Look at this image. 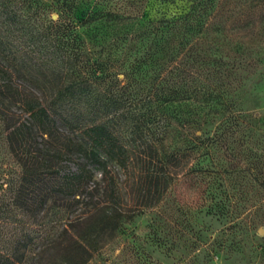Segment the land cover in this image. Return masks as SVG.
I'll list each match as a JSON object with an SVG mask.
<instances>
[{"label": "trees", "instance_id": "trees-1", "mask_svg": "<svg viewBox=\"0 0 264 264\" xmlns=\"http://www.w3.org/2000/svg\"><path fill=\"white\" fill-rule=\"evenodd\" d=\"M82 2L0 0V56L6 62L0 70L5 75L12 67L38 93H24L9 82L2 90L16 97L52 149L27 148L29 131L23 123L10 131L12 145L21 148L11 203L23 217L15 220L14 228H26L47 199L53 224L66 210L85 208L58 239L43 247L36 264H86L103 246L106 231L156 204L181 176L210 194L207 212H230L231 195L222 189L220 172L209 159L214 147L232 152L230 136L239 130V122L233 130L226 125L213 134L201 127L213 117L221 123L233 117L210 108L225 102L208 85L194 83L192 69L176 63V48L160 23L140 36L142 49L137 47L131 59L92 51L79 27L123 22L134 15L91 4L78 11ZM191 103L196 110L172 108ZM64 153L96 165L103 185L98 186L82 161ZM109 161L124 173L123 186ZM253 178L264 186V179ZM5 244L0 245V264H18V239L10 237Z\"/></svg>", "mask_w": 264, "mask_h": 264}, {"label": "rangeland", "instance_id": "rangeland-1", "mask_svg": "<svg viewBox=\"0 0 264 264\" xmlns=\"http://www.w3.org/2000/svg\"><path fill=\"white\" fill-rule=\"evenodd\" d=\"M90 4L134 15L123 22L79 27L92 51L131 59L137 47L142 49L140 36L160 23L176 48V63L192 69L193 82L208 85L225 102L210 108L233 115L226 123L213 117L202 123V130L213 134L226 125L233 130L238 122L240 127L231 132L232 152L214 147L209 159L220 172L222 189L231 195L228 214L207 212L210 194L181 176L156 204L106 231L103 246L86 264H264V186L253 178L264 179V0H84L78 11ZM5 65L0 56V69ZM8 69L5 75L0 70V245L16 237L22 259L18 264H36L43 247L58 239L63 227L83 215L85 208H70L53 224L47 199L28 218L26 228H14L15 220L23 217L11 203L21 170V148L12 145L10 131L23 123L29 131L27 148L52 149L16 97L2 90L7 82L24 93L36 94L37 88ZM174 107L196 110L192 103ZM59 126L82 139L78 132ZM64 155L82 161L98 186L103 185L96 165L76 154ZM108 165L123 186L122 170L114 161Z\"/></svg>", "mask_w": 264, "mask_h": 264}]
</instances>
